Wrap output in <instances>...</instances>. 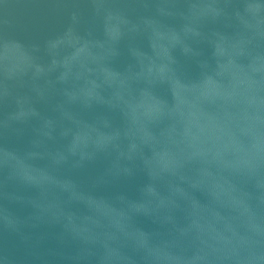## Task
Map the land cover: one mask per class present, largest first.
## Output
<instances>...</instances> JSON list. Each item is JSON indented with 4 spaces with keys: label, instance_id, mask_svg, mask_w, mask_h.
<instances>
[{
    "label": "clouds",
    "instance_id": "9594fccd",
    "mask_svg": "<svg viewBox=\"0 0 264 264\" xmlns=\"http://www.w3.org/2000/svg\"><path fill=\"white\" fill-rule=\"evenodd\" d=\"M41 2V0H37ZM52 11L66 12L68 23L63 31L42 42L25 43L9 32L5 22L0 30V234H14L25 244L41 228L58 229L61 247L74 250L61 254L59 264H212L200 237L160 226L144 232L145 244L128 235L88 233L78 227L91 214L87 201L102 200L128 207L145 198L152 182L143 160L128 154L131 127L125 105H114V89L102 75L93 77L100 87L94 94L83 91V82L62 78L66 61L76 50L87 46L97 57L93 65L118 73L131 83L130 99L139 100L147 90L162 101L172 102L167 82L137 79L141 72L140 54L152 55L151 43L157 32L176 33L182 39L174 50L173 77L199 81L207 74L206 64H214L213 42L219 35L251 41L253 57L264 58V6L260 0H44ZM82 5L89 15L86 16ZM88 25L87 30L82 26ZM119 37L113 39L114 27ZM24 53V59L9 55ZM126 56L121 70L116 62ZM198 71L193 73L190 68ZM80 63L73 64L79 71ZM162 92L166 95H162ZM45 106L47 111H42ZM10 109V110H8ZM159 134L162 125H154ZM30 132L23 151L8 147L11 135L23 137ZM91 133L87 147L75 148L76 138ZM108 137L97 144L96 137ZM103 161V170L91 181L81 184L75 174ZM23 162L29 171L21 166ZM45 174L55 183L38 184L31 178ZM146 177L136 198L124 191L110 196L96 190ZM35 192V195H29ZM14 208L28 210L18 214ZM258 211L264 214V199ZM43 238V237H41ZM231 264H245L239 251L230 252ZM0 264H13L0 253Z\"/></svg>",
    "mask_w": 264,
    "mask_h": 264
},
{
    "label": "water",
    "instance_id": "95a60500",
    "mask_svg": "<svg viewBox=\"0 0 264 264\" xmlns=\"http://www.w3.org/2000/svg\"><path fill=\"white\" fill-rule=\"evenodd\" d=\"M260 7L264 6L257 5ZM82 8L88 16L86 7ZM5 22L17 39L42 42L63 31L68 16L52 11L44 0H0V30ZM87 28V24L82 26V30ZM112 37H119L118 26ZM181 43L179 34L157 32L151 43L152 55L140 54L141 72L136 74L137 79L169 83L171 103L147 90L139 100L130 99L129 79L93 67L99 64V57L87 46L66 61L63 79L82 81L83 91L94 94L100 85L93 77L100 74L114 89L109 102L127 107L131 120L128 154L143 160L152 181L145 198L128 207L89 199L91 214L80 219L78 227L88 233L124 234L147 244L148 236L137 225L146 230L163 225L198 235L214 258L212 264H231L228 254L235 251L245 264H264V214L258 211L264 199V58L251 55V41L219 35L213 42L215 63L204 65L208 74L199 81L183 80L170 71L174 50ZM9 55L24 59L22 52ZM76 62L80 63L79 71L73 70ZM127 63V57L122 56L116 67L122 70ZM190 71L198 70L193 67ZM154 125L163 126L159 134ZM29 138L30 132L23 137L11 135L4 143L23 151ZM90 139L91 133L85 132L76 138L74 147H87ZM108 139L98 134L96 143L104 144ZM104 166L98 161L76 173L75 178L90 187ZM31 178L38 184L55 183L45 174ZM145 180L138 174L133 180L98 189L96 194L107 197L124 191L136 198ZM14 210L21 215L28 211ZM57 232L41 228L29 244L14 234H0V253L13 264H59L60 255L74 249L61 247Z\"/></svg>",
    "mask_w": 264,
    "mask_h": 264
}]
</instances>
